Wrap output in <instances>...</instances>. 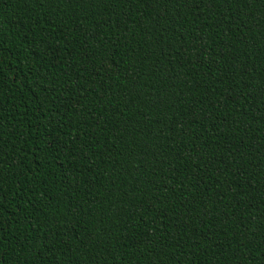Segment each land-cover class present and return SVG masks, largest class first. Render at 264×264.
<instances>
[{
  "label": "trees",
  "instance_id": "16d2710c",
  "mask_svg": "<svg viewBox=\"0 0 264 264\" xmlns=\"http://www.w3.org/2000/svg\"><path fill=\"white\" fill-rule=\"evenodd\" d=\"M0 264H264V0H0Z\"/></svg>",
  "mask_w": 264,
  "mask_h": 264
}]
</instances>
